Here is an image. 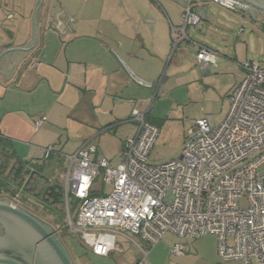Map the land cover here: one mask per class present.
<instances>
[{
	"label": "built area",
	"instance_id": "2783aa9c",
	"mask_svg": "<svg viewBox=\"0 0 264 264\" xmlns=\"http://www.w3.org/2000/svg\"><path fill=\"white\" fill-rule=\"evenodd\" d=\"M195 2H212L230 11L250 9L240 0H190L182 27L174 30L183 40H189L188 28L204 15L195 10ZM179 41L174 39V48ZM219 56L205 46L197 52L203 69L216 64ZM242 69L245 77L230 95L226 118L219 126L212 123L213 116L194 121L183 160L150 164L160 129L138 110L132 114L138 130L125 141L116 167L94 158L97 149L89 142L70 156L53 146L38 147L32 161L46 162L59 155L69 163L60 190L68 231L101 256L118 248L116 238L123 232L150 246L167 233L185 239L212 234L218 237L222 260L264 264V69L255 62L243 64ZM44 125L43 117L33 123L36 132ZM98 179L112 188L110 193L95 194ZM27 182L32 186L39 182V193L49 180L33 172ZM70 196L79 202L76 216L70 211ZM172 253L184 255L185 245L176 244Z\"/></svg>",
	"mask_w": 264,
	"mask_h": 264
},
{
	"label": "crops",
	"instance_id": "0c3cea01",
	"mask_svg": "<svg viewBox=\"0 0 264 264\" xmlns=\"http://www.w3.org/2000/svg\"><path fill=\"white\" fill-rule=\"evenodd\" d=\"M60 1L73 16L75 32H68L64 37L58 34L52 36L43 30V20L37 17L35 46L26 56L23 55L24 53L10 55L0 64V94L7 90L40 99L43 95H47L54 104L58 103L64 108L72 109L78 119L83 117L80 112L75 111L76 109L82 105L92 109V117L95 118L92 125L95 130L86 132L89 136L76 152L89 142L97 149V154L94 156L96 159H106L95 143L97 138L93 137L97 129L105 127L108 129L106 133L113 131L115 134L112 135L113 138L118 140L123 150L125 141L138 130L137 123L132 119L133 111L146 113L151 120L153 111L149 106L151 99L157 100L162 94L167 97L172 96L180 91L185 83V72L190 71L191 67L201 70L204 75L210 73V66L218 67L220 56L216 64H210L207 69L200 66L197 60L200 46L215 50L200 39L211 38L215 41L221 28L220 23L224 25L225 19L222 13L240 12L227 10L212 2H195V10L203 12L204 15L198 24L188 28L189 40H183L181 33H174V30L182 27V17L190 0ZM39 3L40 0H36L31 9L36 10ZM40 11L37 16L40 15ZM256 11L259 14L264 13L249 9L244 14L258 18ZM33 14L30 12L26 28L20 32L17 27L18 13H10L5 24L12 30L16 26L17 32H14L17 33L16 38L13 42L1 33L0 52L3 45L24 48L32 46L35 40ZM175 38L180 39L176 48H174ZM116 53L137 75L147 83H151L152 87H143L135 83L120 63ZM163 71L165 77L162 79ZM57 75L60 76V80L55 79ZM243 77L242 73V79ZM43 112L24 113L22 122L16 125V132L28 137V128L32 129L34 121L39 117L45 119L42 129L48 127L47 129L52 128L56 131L55 124L49 125V119L45 115H40ZM45 112L48 113V110ZM6 114L7 112L0 113V133L12 143V137L15 136L7 135L2 126ZM82 114L86 116V113L82 112ZM118 125L119 129H117ZM54 130L53 133H56ZM41 141L46 145L54 146L52 141H44L42 137ZM12 149L20 158L13 143ZM31 158L20 159L35 163L32 166L42 177L49 180L53 178L62 184L63 179L58 177V173L53 172V165L58 163L62 156L54 155L51 159L53 162H50L44 171L38 167L41 162L31 161ZM108 162L112 165L111 161Z\"/></svg>",
	"mask_w": 264,
	"mask_h": 264
},
{
	"label": "rangeland",
	"instance_id": "374dc122",
	"mask_svg": "<svg viewBox=\"0 0 264 264\" xmlns=\"http://www.w3.org/2000/svg\"><path fill=\"white\" fill-rule=\"evenodd\" d=\"M33 2L36 1L33 0ZM240 12L238 14L234 12H232L233 14L222 13L225 26L222 25V22L220 23L221 28L215 41L211 38L200 39L218 51L220 60L217 68L210 66V73L204 75L201 70L191 67L190 71L185 72V83L180 91L172 94V96L167 97L162 94L157 100L151 99L149 104L153 110L151 121L158 125L160 135L151 151L150 164L162 165L172 160H183L187 133L193 127L194 121L213 116L212 123L219 126L226 118L230 109V95L245 77L241 66L247 62H255L264 69L263 14L256 11L255 13L259 16L256 18L255 16H249V14L245 15L244 13H247L245 11ZM13 29L9 28L11 33L17 32L16 26ZM1 33L3 32L0 31ZM4 36L7 38L8 35ZM192 60L191 62H193ZM164 77L165 72L163 71L162 79ZM55 79L60 80L61 78L57 75ZM45 110H48L49 114ZM28 111H44L40 115H45L49 119V125L55 124L56 131L50 129L56 133L47 129L48 127L36 132L34 126H32V129L28 128V137H23L20 133H17L16 125L22 122V115ZM75 111L80 112L83 118H76L72 109L64 108L58 103L54 104L51 97L47 95H43L40 99L33 96L28 97L21 92L12 93L7 90L0 94V113L7 112L2 123L3 129L8 133L7 135L15 136L12 137V143L18 156L22 159H29L32 155H35L39 146L50 147L49 144L46 145L41 141V137L44 141H52L54 143V146H52L57 151L61 149L60 152L73 155L84 140L88 138L89 135L86 132L95 130L92 125L95 120L92 117V109H87L85 105H82ZM82 112L86 113V116ZM119 127L118 125L117 129ZM107 130L105 127L97 129L93 137L97 138L95 143L102 151L103 157L111 161L112 165L116 167L121 160L123 150L118 140L113 138L114 132L106 133ZM119 133L117 132V137H119ZM81 136L84 137L81 138ZM51 159L41 162L38 167L44 171L46 166L50 164ZM53 166V172L58 173L61 180L66 179L69 169L66 158H60L59 162ZM15 171L14 161L10 159L4 176L14 185L11 192H16L19 197L4 198L0 194V200L14 202L51 225L58 232L76 264H137L143 260L148 264H245L240 260H222L218 251V237L212 234L196 239H185L167 233L156 245L150 246L140 238L128 232H123L124 235H117L118 248L116 250H113L108 256L98 255L84 245L78 235L66 231L67 218L64 202L51 205L46 201V197L43 195L44 189L48 184L59 185L62 188L61 182L53 178L48 179L51 183H48L41 192L37 193L39 190L36 186L39 182L34 184V187L30 182L26 183L28 174L25 175V173L24 176L22 175V181L14 182L16 181L13 176ZM55 181L57 182L55 183ZM101 190L102 193L108 194L112 188L108 185L105 186L98 179L94 186V192L99 195ZM69 204L72 216H76L78 200L70 196ZM242 205H245V201L242 202ZM230 243H232V240H230ZM176 244L185 245L184 255L172 253V248Z\"/></svg>",
	"mask_w": 264,
	"mask_h": 264
},
{
	"label": "water",
	"instance_id": "95a60500",
	"mask_svg": "<svg viewBox=\"0 0 264 264\" xmlns=\"http://www.w3.org/2000/svg\"><path fill=\"white\" fill-rule=\"evenodd\" d=\"M240 1L247 4L250 9L264 12V0ZM12 2L19 11L18 31L25 30L28 15L30 12L34 13L35 40L32 46L28 48L3 45L2 52H0V64L10 55L24 53L23 55L26 56L35 46L37 17L43 20V30L52 36L58 34L60 37H64L68 32H75L73 16L67 8L63 7L60 0H40L36 10L31 9L34 6L33 0H19L17 2L14 0ZM38 11H40L39 16H37ZM262 14L264 18V13ZM0 31L8 35L7 38L14 42L16 33H11L4 22L0 23ZM115 55L135 83L143 87H152L151 83H147L129 68L117 53ZM0 224L5 229V236L0 238V264H74L70 252L58 232L51 225L26 209L13 205L9 200H0Z\"/></svg>",
	"mask_w": 264,
	"mask_h": 264
},
{
	"label": "trees",
	"instance_id": "16d2710c",
	"mask_svg": "<svg viewBox=\"0 0 264 264\" xmlns=\"http://www.w3.org/2000/svg\"><path fill=\"white\" fill-rule=\"evenodd\" d=\"M149 121L155 124L151 120ZM10 159L14 161V166L16 169L15 175H13L14 179L16 180L14 182L22 181L21 179L23 178L22 175L24 176V173L25 175L26 174L29 175L30 173H33V172L40 174V172L36 170L35 167L33 168L32 166V164H35V163H32L30 161L29 162L23 161L22 159L16 156L15 151L12 149V143L10 139H8L7 137H4V135L0 133V160H1L0 161V194H1V197H4V198H7V197L11 198V197L16 196V192L14 191H13L14 193L11 192V190H13L14 185H12L9 179L6 176H4V172L7 169L8 161ZM34 162H37V161H34ZM49 183L51 182L49 181ZM57 190H59V192H56ZM60 190H61V186L48 184V186L44 189V192H43V195L45 197L47 196L49 197L48 199H46V201L50 203L51 205L62 204L64 200H63V196L61 195ZM10 192L12 195L10 194ZM50 200H52V202ZM65 229L66 231H68V228L66 226H65Z\"/></svg>",
	"mask_w": 264,
	"mask_h": 264
},
{
	"label": "flooded vegetation",
	"instance_id": "af4514ba",
	"mask_svg": "<svg viewBox=\"0 0 264 264\" xmlns=\"http://www.w3.org/2000/svg\"><path fill=\"white\" fill-rule=\"evenodd\" d=\"M12 1H14V0H0V23H3V22L5 23L8 20V16L12 12L18 13V16H19V11L13 5L14 3ZM17 1H19V0H16V2ZM3 236H5V229H4L3 225L0 224V238ZM74 264H76V263L74 262Z\"/></svg>",
	"mask_w": 264,
	"mask_h": 264
}]
</instances>
